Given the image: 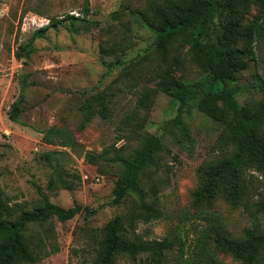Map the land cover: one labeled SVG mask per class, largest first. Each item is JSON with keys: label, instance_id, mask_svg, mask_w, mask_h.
I'll return each mask as SVG.
<instances>
[{"label": "rangeland", "instance_id": "obj_1", "mask_svg": "<svg viewBox=\"0 0 264 264\" xmlns=\"http://www.w3.org/2000/svg\"><path fill=\"white\" fill-rule=\"evenodd\" d=\"M154 1L0 0V196L15 212L0 214V219L15 220L45 203L63 209L77 203L92 212L68 221L50 217L27 223L23 233L34 264H94L104 225L136 207L133 198L113 205L112 191L123 160L132 159L148 136L159 139V151L140 187L147 191L157 183L162 217L138 223L135 234L169 240L171 249L160 264H241L218 250L212 238L199 245L208 224L202 216L217 217L229 237H241L251 217L244 207L232 209L220 199L209 208L192 206L197 169L226 150L221 126L196 107L207 87L206 74L186 49L163 59L153 50V35L132 14ZM86 2L88 16L82 12ZM257 13L256 5H248L242 27ZM68 15L77 19L68 20ZM53 20L63 22L31 40ZM27 44L30 56L17 58L19 47ZM255 51L254 60L224 83L239 106L264 100L258 85L259 77L264 80V37ZM174 56L181 60L175 76L194 92L183 105L159 88ZM94 94L104 95L108 117L95 114L81 127L82 107ZM14 103L15 121L9 116ZM49 128L69 135L70 145L46 144L42 138ZM245 178L253 201L264 197L262 177L249 171ZM258 216L264 225V216ZM115 264L154 263L146 254H122Z\"/></svg>", "mask_w": 264, "mask_h": 264}, {"label": "trees", "instance_id": "obj_2", "mask_svg": "<svg viewBox=\"0 0 264 264\" xmlns=\"http://www.w3.org/2000/svg\"><path fill=\"white\" fill-rule=\"evenodd\" d=\"M250 4L257 6L258 13L250 25L243 28V11ZM82 12L88 16L87 2ZM132 14L153 35V50L163 59H169L172 51L186 49L190 61L207 77L206 90L196 107L221 126V139L226 151L218 159L197 169L192 206L195 209L209 208L220 199L232 209L244 207L251 217V226L244 230L241 237H229L217 217L202 216L208 224L199 237V245L204 246L205 239L212 238L218 250L241 264H264V225L258 216H264V197L253 201L252 186L245 178L246 173L254 171L264 180V100L239 106L233 100V89L224 87L226 81L243 71L248 61L256 56L255 46L264 37V0H157L144 9L134 10ZM66 19L77 18L68 15ZM62 22L50 21L36 30L31 40L42 38L46 30ZM241 42L243 46L239 45ZM29 46H20L22 52L16 53V57L30 56L33 50ZM173 60L167 65L159 88L183 105L193 98L194 92L175 76L174 67L178 70L181 60L178 56H174ZM258 82L264 91V80L259 77ZM82 109L81 127L90 122L95 114L103 119L108 117L107 101L102 94L91 96ZM17 114V104L14 103L10 119L15 121ZM42 139L49 145H70L69 135L56 128L46 130ZM158 151L159 139L148 136L132 159L123 160V170L114 183L111 203L122 206L128 198H133L136 207L114 216L104 225L94 264H115L122 254L130 257L146 254L152 263L160 264L165 252L171 249V243L166 238L144 240L135 234L138 223L147 224L162 217L157 183H152L147 191L140 187L143 172L155 167ZM86 158L92 161L89 154ZM82 211L92 213L77 203L69 209L45 203L22 211L15 220L0 219V264L36 263L23 233L27 223H41L50 217L68 221ZM14 213V209L0 196V214L11 217Z\"/></svg>", "mask_w": 264, "mask_h": 264}]
</instances>
